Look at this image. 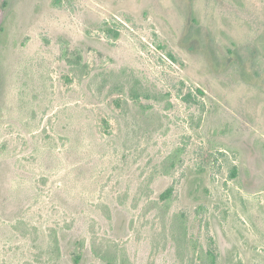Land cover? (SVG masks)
I'll use <instances>...</instances> for the list:
<instances>
[{
    "label": "rangeland",
    "instance_id": "374dc122",
    "mask_svg": "<svg viewBox=\"0 0 264 264\" xmlns=\"http://www.w3.org/2000/svg\"><path fill=\"white\" fill-rule=\"evenodd\" d=\"M75 253L264 264V0H0V264Z\"/></svg>",
    "mask_w": 264,
    "mask_h": 264
},
{
    "label": "trees",
    "instance_id": "16d2710c",
    "mask_svg": "<svg viewBox=\"0 0 264 264\" xmlns=\"http://www.w3.org/2000/svg\"><path fill=\"white\" fill-rule=\"evenodd\" d=\"M62 57L64 58L65 62L67 63V65L70 67V70L71 72L73 73L75 70H76V67L78 68H81L82 69H87V65L86 64H83L82 63V58H81V55L80 54H77V53H72L71 55L66 51L64 50L62 52ZM142 94V93H141ZM130 98L132 100H134L135 103H139V100L140 98H142L143 100H150L149 98V95L148 94H144V95H141V97L138 95V92L137 93H130ZM139 96V97H138ZM143 96V97H142ZM181 153V149H176L174 151V156H175V160H177L178 156L180 155ZM173 161L170 165V168H173L175 166V163L176 161ZM169 192H166L162 198L165 199V198H168L169 197ZM80 247L83 246V244L79 245ZM56 248L58 250V246L56 245ZM207 256H209V259H210V264H214V257L212 255H210L209 253L206 254ZM81 260V254L80 253H75V256L73 258V262L75 264H79Z\"/></svg>",
    "mask_w": 264,
    "mask_h": 264
}]
</instances>
